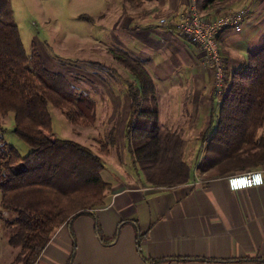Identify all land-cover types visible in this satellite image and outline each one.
Wrapping results in <instances>:
<instances>
[{"label": "trees", "instance_id": "1", "mask_svg": "<svg viewBox=\"0 0 264 264\" xmlns=\"http://www.w3.org/2000/svg\"><path fill=\"white\" fill-rule=\"evenodd\" d=\"M128 1L137 5L141 0ZM232 2L196 0V5L203 12ZM111 53L133 76L127 81V129L132 126L148 131L133 140V147L141 150L136 163L145 180L166 188L187 183L193 169L184 157V140L177 130L159 128L152 77L127 52ZM227 82L215 124L209 125L212 135L204 138L203 158L197 166L200 176H226L264 165V34L246 59L227 75ZM49 104L74 125L94 123V101L79 93L64 74L48 69L35 46L29 54L26 52L11 0H0V116L13 113L14 133L31 148L21 155L0 134V207L7 212V243L18 248L8 264H35L56 229L64 223L70 225L77 216L94 218L104 245L116 241L124 224L110 238L100 233L95 210L106 204L110 187L101 177L105 163L87 146L51 136ZM104 145L99 150L106 153ZM133 223L137 250L144 261H165L142 255L140 244L145 234ZM70 235L72 247L66 264L72 263L76 252L72 231Z\"/></svg>", "mask_w": 264, "mask_h": 264}, {"label": "crops", "instance_id": "2", "mask_svg": "<svg viewBox=\"0 0 264 264\" xmlns=\"http://www.w3.org/2000/svg\"><path fill=\"white\" fill-rule=\"evenodd\" d=\"M190 1L141 0L134 5L119 0L109 9L115 17L107 32L152 77L159 127L170 129L160 126L161 119L168 125L184 126L177 131L184 140L187 160L199 156L204 138L208 140L213 132L209 125L215 124L219 111L212 68L198 46L175 27L178 13ZM224 9L248 10L240 32L227 28L220 35L227 76L264 34V0H233L231 5L201 13L210 16ZM163 16L167 23L159 25L157 19ZM109 95L113 109L121 103L129 109L126 93L114 94L109 89ZM135 164L132 159L127 164L120 159L119 166L106 165L101 172L110 187L106 204L95 210L97 224L104 238H110L124 223L116 241L104 245L94 218L80 215L70 225L64 223L56 229L35 264H66L71 231L76 240L71 264H150L137 250L133 222L145 234L140 244L142 255L165 260L156 264H264V185L233 192L225 175L200 178L194 168L187 183L166 188L146 182L140 169L135 176ZM259 168L264 171V165Z\"/></svg>", "mask_w": 264, "mask_h": 264}, {"label": "rangeland", "instance_id": "3", "mask_svg": "<svg viewBox=\"0 0 264 264\" xmlns=\"http://www.w3.org/2000/svg\"><path fill=\"white\" fill-rule=\"evenodd\" d=\"M118 3L119 0H11L26 52L29 54L35 46L48 69L64 74L76 85L79 93L94 101V123L86 127L70 123L60 109L49 104L51 136L87 146L110 168L119 166L120 159L126 164L132 159L135 164L136 155L141 150L133 147V140L148 133L132 126L127 129L129 109L122 103L113 109L110 103L109 89L114 94L126 93L128 100L127 81L133 80L130 72L117 63L111 53L112 50L124 52V49L107 33L115 17L109 9ZM225 12L231 10L224 9L222 13ZM160 123L162 128L184 129L182 125H168L164 119ZM13 128L12 112L0 116V134L9 145L25 155L31 148L16 136ZM111 137L114 142L110 141ZM102 144L108 149L106 153L99 150ZM201 145L198 159H188L195 173L203 158L204 144ZM132 166H136L132 168L136 176L140 168L137 163ZM6 218L7 212L0 207V264H8L18 251L7 243L10 229L6 228Z\"/></svg>", "mask_w": 264, "mask_h": 264}, {"label": "built area", "instance_id": "4", "mask_svg": "<svg viewBox=\"0 0 264 264\" xmlns=\"http://www.w3.org/2000/svg\"><path fill=\"white\" fill-rule=\"evenodd\" d=\"M247 12V9H241L219 15L205 16L198 10L196 0H191L187 8L183 10V12L178 13V17L175 21L176 29L188 38L189 41L198 46L203 53L205 63L212 68L214 75V93L218 107L228 88L220 35L227 28H231L235 32H240L242 29V22ZM157 23L159 25H165L167 23L166 17L163 16L158 18ZM257 171L262 170L260 168H254L230 173L226 175L227 185L229 178L240 177L245 173ZM196 181L201 182L200 179Z\"/></svg>", "mask_w": 264, "mask_h": 264}, {"label": "clouds", "instance_id": "5", "mask_svg": "<svg viewBox=\"0 0 264 264\" xmlns=\"http://www.w3.org/2000/svg\"><path fill=\"white\" fill-rule=\"evenodd\" d=\"M228 185L233 192L250 189L254 186L260 187L261 185H264V171L245 173L240 177L229 178Z\"/></svg>", "mask_w": 264, "mask_h": 264}]
</instances>
